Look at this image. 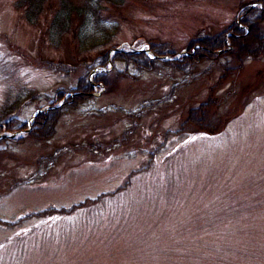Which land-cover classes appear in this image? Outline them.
Wrapping results in <instances>:
<instances>
[{"label":"rangeland","instance_id":"obj_1","mask_svg":"<svg viewBox=\"0 0 264 264\" xmlns=\"http://www.w3.org/2000/svg\"><path fill=\"white\" fill-rule=\"evenodd\" d=\"M253 5L0 0V119L29 126L103 56L109 82L48 138L0 142V264H264V49L185 71L110 59L161 42L180 54Z\"/></svg>","mask_w":264,"mask_h":264},{"label":"trees","instance_id":"obj_2","mask_svg":"<svg viewBox=\"0 0 264 264\" xmlns=\"http://www.w3.org/2000/svg\"><path fill=\"white\" fill-rule=\"evenodd\" d=\"M261 1L264 4V0ZM241 26L235 20L229 25L231 29L229 32L220 30L215 33H200L191 39V42L184 47V51L177 54L165 42L153 46L149 43L148 46L152 53L157 56H150L143 50H123L114 49L110 54V59L122 60L126 63H131L137 71L142 69H150L156 63L170 66L180 71H185L187 67L191 66L197 61L203 59H211L218 55H228L238 61V59L249 56H257L264 49V10L258 5L246 6L240 12ZM169 57H166V56ZM107 62V57L103 56L99 60L100 66H104ZM239 62V61H238ZM107 71L105 69L95 70L91 79L86 74L80 75L74 85L68 90L71 93L65 94L67 91L57 87L52 96L48 97L50 106L46 109L37 111L29 126L23 119H16L12 114L6 118L0 119V132L10 130H22L23 134L15 136H0V142H5L7 139L11 141L19 140L22 135H29L32 137L48 138L54 132V126L60 114L66 112L71 107H75L79 103L89 99L95 89V85L102 83L107 86L108 80L105 79ZM33 97V95H32ZM62 99V101H61ZM61 101V102H60ZM209 101L201 102L196 108L190 109L187 121H193L196 110H202L203 107L209 105ZM4 110L9 112L11 110L10 104L4 107ZM28 126V128H26ZM80 203V202H79ZM78 204V203H77Z\"/></svg>","mask_w":264,"mask_h":264},{"label":"water","instance_id":"obj_3","mask_svg":"<svg viewBox=\"0 0 264 264\" xmlns=\"http://www.w3.org/2000/svg\"><path fill=\"white\" fill-rule=\"evenodd\" d=\"M139 49H142V48H139ZM144 50L147 51V48H144ZM37 111H38V108L33 112L32 116H33ZM13 134H14V132L11 133V134H7V135L10 136V135H13ZM0 135H3V134L0 133Z\"/></svg>","mask_w":264,"mask_h":264},{"label":"bare ground","instance_id":"obj_4","mask_svg":"<svg viewBox=\"0 0 264 264\" xmlns=\"http://www.w3.org/2000/svg\"><path fill=\"white\" fill-rule=\"evenodd\" d=\"M147 54H149L148 52H146Z\"/></svg>","mask_w":264,"mask_h":264}]
</instances>
